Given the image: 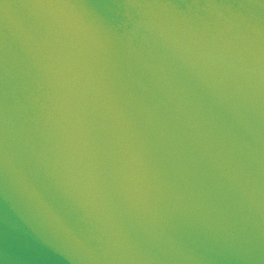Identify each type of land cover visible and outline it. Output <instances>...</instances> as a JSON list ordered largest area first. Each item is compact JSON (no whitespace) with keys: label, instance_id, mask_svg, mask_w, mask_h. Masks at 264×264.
<instances>
[{"label":"water","instance_id":"water-1","mask_svg":"<svg viewBox=\"0 0 264 264\" xmlns=\"http://www.w3.org/2000/svg\"><path fill=\"white\" fill-rule=\"evenodd\" d=\"M0 264H264V0H0Z\"/></svg>","mask_w":264,"mask_h":264}]
</instances>
